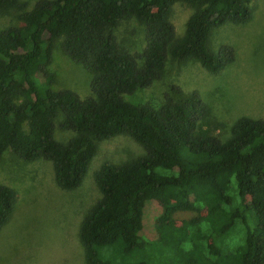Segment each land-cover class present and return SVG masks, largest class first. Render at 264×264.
Here are the masks:
<instances>
[{
    "label": "trees",
    "instance_id": "16d2710c",
    "mask_svg": "<svg viewBox=\"0 0 264 264\" xmlns=\"http://www.w3.org/2000/svg\"><path fill=\"white\" fill-rule=\"evenodd\" d=\"M250 1L39 0L26 11L18 0H0V13L19 11L17 24L0 30V157L9 149L25 162H50L55 185L74 191L98 142L126 136L143 152L93 173L99 199L77 231L84 264H152L149 250L166 254L165 264H264V121L238 118L221 139L196 92L155 104L123 99L147 88L167 56L209 74L232 63L231 46L212 52L209 37L224 24H246ZM175 3L191 9L179 38L169 20ZM130 20L143 28L137 54L113 34ZM56 41L89 74L84 99L52 88ZM55 129L68 137L55 140ZM13 199L0 185V229ZM148 201L161 208L152 243L139 235ZM178 212L197 216L175 227Z\"/></svg>",
    "mask_w": 264,
    "mask_h": 264
},
{
    "label": "rangeland",
    "instance_id": "374dc122",
    "mask_svg": "<svg viewBox=\"0 0 264 264\" xmlns=\"http://www.w3.org/2000/svg\"><path fill=\"white\" fill-rule=\"evenodd\" d=\"M38 1L18 0L26 11ZM249 8L251 18L246 24H224L209 37L212 52L222 44L231 46L232 63L209 74L194 61L179 62L167 56L162 73L147 88L123 99L135 105L155 104L165 97L175 99L196 92L209 109V128L221 139L238 118L264 121V0H251ZM190 13L187 5L173 4L169 20L174 38L183 34ZM18 14L15 9L0 13V30L16 25ZM113 34L131 54L140 53L144 47L143 28L133 20L120 22ZM47 69L53 75V89L70 90L80 99L89 95V74L62 54L59 41L54 42ZM68 135L54 131L58 141ZM142 153L141 147L126 136L100 141L81 185L74 191H62L54 183L50 162H25L7 149L0 157V185L10 188L14 199L12 213L0 229V264H84L77 231L86 211L99 199L93 173L105 162L117 165ZM160 214L156 201L145 203L139 232L144 242L152 243L158 237L154 226ZM195 216L194 212H178L173 216L174 226ZM145 256L152 264H165L167 259L166 254L154 250Z\"/></svg>",
    "mask_w": 264,
    "mask_h": 264
}]
</instances>
